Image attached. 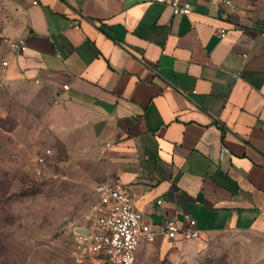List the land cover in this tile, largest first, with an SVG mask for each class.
Returning a JSON list of instances; mask_svg holds the SVG:
<instances>
[{"label":"crops","instance_id":"obj_1","mask_svg":"<svg viewBox=\"0 0 264 264\" xmlns=\"http://www.w3.org/2000/svg\"><path fill=\"white\" fill-rule=\"evenodd\" d=\"M188 1L184 16L145 0H5L6 35L25 45L0 68L18 114L64 146L96 200L117 183L153 226L194 219L198 241L138 248L162 254L222 233L264 242V0Z\"/></svg>","mask_w":264,"mask_h":264},{"label":"rangeland","instance_id":"obj_2","mask_svg":"<svg viewBox=\"0 0 264 264\" xmlns=\"http://www.w3.org/2000/svg\"><path fill=\"white\" fill-rule=\"evenodd\" d=\"M233 3L251 10L262 0ZM17 25L8 3L0 0V68L9 48L6 31ZM17 101L0 70V119L7 118L5 128L0 123V264H73L75 229L88 226L86 217L97 201L93 187L76 170L79 164L65 161L64 146L41 122L21 118ZM11 116L21 119V126ZM135 264H264V242L222 233L198 249L174 246L162 254L156 245H146Z\"/></svg>","mask_w":264,"mask_h":264},{"label":"built area","instance_id":"obj_3","mask_svg":"<svg viewBox=\"0 0 264 264\" xmlns=\"http://www.w3.org/2000/svg\"><path fill=\"white\" fill-rule=\"evenodd\" d=\"M169 7L174 15H189L188 0H145ZM216 5L233 6L232 0H212ZM224 32L220 31V37ZM9 48L23 52L24 41H9ZM7 62H3L5 67ZM64 90L68 86H63ZM229 150L221 147L218 158L223 160ZM97 202L92 205L87 217L86 235H76L71 258L73 264H135L140 245L158 240L196 242L200 232L191 217L181 221H169L153 226L146 221L142 212L134 208L130 191L117 183L104 182L97 189ZM162 201H157L161 205Z\"/></svg>","mask_w":264,"mask_h":264},{"label":"water","instance_id":"obj_4","mask_svg":"<svg viewBox=\"0 0 264 264\" xmlns=\"http://www.w3.org/2000/svg\"><path fill=\"white\" fill-rule=\"evenodd\" d=\"M75 231L80 235H86V230L84 228H77Z\"/></svg>","mask_w":264,"mask_h":264}]
</instances>
